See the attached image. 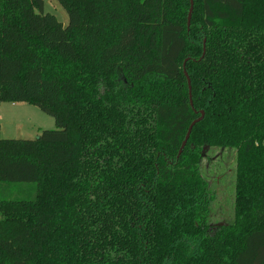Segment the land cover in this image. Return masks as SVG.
<instances>
[{
  "label": "trees",
  "instance_id": "trees-1",
  "mask_svg": "<svg viewBox=\"0 0 264 264\" xmlns=\"http://www.w3.org/2000/svg\"><path fill=\"white\" fill-rule=\"evenodd\" d=\"M59 2L0 0V103L57 127L0 130V264H264V0H194L190 32V0ZM205 147L236 156L218 227Z\"/></svg>",
  "mask_w": 264,
  "mask_h": 264
},
{
  "label": "rangeland",
  "instance_id": "rangeland-1",
  "mask_svg": "<svg viewBox=\"0 0 264 264\" xmlns=\"http://www.w3.org/2000/svg\"><path fill=\"white\" fill-rule=\"evenodd\" d=\"M44 1L45 13L55 15L64 26H67L70 22L69 14L59 0ZM190 9L187 18L189 32L193 17L192 13L189 23ZM56 128L54 117L46 114L36 106L26 103H0V130L4 139L34 140L44 130H55ZM201 173L208 181L213 196L210 215L213 226L218 227L232 223L235 219L236 196V156L234 150L205 147ZM18 186L21 185H15L4 191H2L1 186L0 199L21 197L16 188ZM23 186L26 187V185Z\"/></svg>",
  "mask_w": 264,
  "mask_h": 264
},
{
  "label": "water",
  "instance_id": "water-1",
  "mask_svg": "<svg viewBox=\"0 0 264 264\" xmlns=\"http://www.w3.org/2000/svg\"><path fill=\"white\" fill-rule=\"evenodd\" d=\"M190 1H191V9H190V15H189V23H190V20H191V16H192V13H193V9H194V0H190ZM204 55H205V53L203 54L202 58L204 57ZM202 58H201V59H202ZM187 61H188V60H186L185 63H184V72H185V75H186L187 80H188L190 105H191L192 108H194V101H193V94H192V84H191V79H190V76H189V74L187 73V71H186V69H185V65H186ZM204 117H205V113L202 111V112H201V116H200L199 118L195 119V120L191 123V125H190V127H189V129H188V132H187V134H186V137H185V139H184V141H183V144H182V146H181V149H180V151H179V155H178V157H180V156L182 155V153H183V151H184V149H185V147H186V145H187V143H188V141H189V139H190V136H191V133H192V131H193L194 126H195L197 123L201 122V121L204 119Z\"/></svg>",
  "mask_w": 264,
  "mask_h": 264
}]
</instances>
